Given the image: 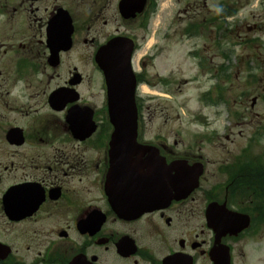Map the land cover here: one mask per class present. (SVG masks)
<instances>
[{"label":"flooded vegetation","instance_id":"flooded-vegetation-1","mask_svg":"<svg viewBox=\"0 0 264 264\" xmlns=\"http://www.w3.org/2000/svg\"><path fill=\"white\" fill-rule=\"evenodd\" d=\"M157 1L0 0V264H212L208 204L215 223L227 210L264 216V121L247 142L242 131L201 121L209 132L195 130L188 143L165 126L150 133L143 121L148 99L188 81L155 68ZM180 1L176 16L194 25L205 1ZM108 44L122 62L131 47L137 143L152 147L162 165L154 172L162 202L125 213L105 190L115 137ZM207 146L223 148L222 157L208 158ZM141 151L147 156L149 148ZM196 164L198 187L185 195L193 178L182 166ZM143 183L152 179L134 180V193ZM250 231L221 239L232 262L234 245Z\"/></svg>","mask_w":264,"mask_h":264},{"label":"rangeland","instance_id":"rangeland-1","mask_svg":"<svg viewBox=\"0 0 264 264\" xmlns=\"http://www.w3.org/2000/svg\"><path fill=\"white\" fill-rule=\"evenodd\" d=\"M198 1H205V8L194 17L201 27L195 36L184 32L187 24L176 16L183 1H157L150 35L157 47L155 68L165 77L175 74L188 81L180 90L172 86L171 91H160L156 99H148L150 109L145 103L143 121L150 133L151 128L165 126L169 133L172 129L177 132L184 143L193 138L195 130L209 132L201 121L208 122L207 129L212 125L220 132L224 126L233 129L235 136L242 131L247 142L254 123L264 121V0ZM205 90L220 93L224 100L206 105L199 96ZM261 95L262 100L251 107L253 97ZM154 101H159L158 107ZM252 150L251 157L256 154L253 146ZM205 151L208 158L224 153L217 146H207ZM208 169L212 167L208 165ZM205 174L206 179L210 177L208 171ZM233 251L234 264H264V224L254 225Z\"/></svg>","mask_w":264,"mask_h":264},{"label":"water","instance_id":"water-1","mask_svg":"<svg viewBox=\"0 0 264 264\" xmlns=\"http://www.w3.org/2000/svg\"><path fill=\"white\" fill-rule=\"evenodd\" d=\"M127 56L124 60V66H126V69L128 71V76L130 77L127 81H125L124 79H122L121 77H118L119 74H114L113 71L115 69L114 65H112L111 61L109 60V71H110V75H111V89H112V93L114 94L112 97V102L114 105H117L116 109L113 110V122L116 124V127H120V131L117 130L116 133H120V135H124L125 136V149L128 151V153L126 155H124V157H122V159H116V157L114 155L113 156V165L115 167V171L112 172L113 173H117L116 171V166L118 167H126V170L124 172H126V174L129 176L133 175L136 172H140L142 170L141 168V164H144L147 167V170L150 171H155L156 169H158L161 166L160 163V159L158 158V154L153 153L151 150H149L148 154H151V156L146 159L144 162L140 159L141 158V154L138 152L137 155L135 154V149L137 146H139L138 144H136L135 142V118H136V110H135V104H134V99H133V90H134V77L132 76V73L130 71V66L128 65L129 63V54L128 52L125 53ZM122 65V63L120 64V66ZM118 66V67H120ZM117 67V69H118ZM126 126L128 127L127 129L123 130L122 127ZM130 126V128H129ZM119 135V134H118ZM124 140V139H123ZM113 143H111L113 145V149L116 148V143L114 144V139L112 140ZM122 147H118L116 149H120ZM136 156H135V155ZM183 169V175L185 177H187V172H186V168L185 166H182ZM193 169H196L195 166L193 168H191L190 170L193 171ZM188 170V171H190ZM123 172V173H124ZM112 173V174H113ZM121 173V172H119ZM200 173V171H196V174H194L195 179L197 178L198 174ZM111 174V176H112ZM195 184V183H194ZM191 190V188H190ZM188 192V191H186ZM212 208H210L211 210ZM207 219H209L210 225H212V219H211V212L209 213ZM243 225H245V223L243 224H239L237 227L234 226H230L228 229L229 231L232 232H236L238 229H240L241 227H243ZM213 226V225H212ZM226 233V232H222V235ZM221 236V232L218 233L217 236V240L218 244L215 246V248H213V250L211 251V257L212 260L215 264H230L229 262V251L227 250L226 247L222 246L220 244V240L219 237Z\"/></svg>","mask_w":264,"mask_h":264}]
</instances>
